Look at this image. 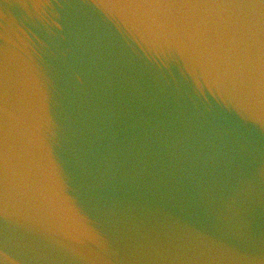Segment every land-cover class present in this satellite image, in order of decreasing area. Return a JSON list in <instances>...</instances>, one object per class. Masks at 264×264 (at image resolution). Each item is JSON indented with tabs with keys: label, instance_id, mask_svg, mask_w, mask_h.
I'll list each match as a JSON object with an SVG mask.
<instances>
[{
	"label": "water",
	"instance_id": "obj_1",
	"mask_svg": "<svg viewBox=\"0 0 264 264\" xmlns=\"http://www.w3.org/2000/svg\"><path fill=\"white\" fill-rule=\"evenodd\" d=\"M0 264H264V0H0Z\"/></svg>",
	"mask_w": 264,
	"mask_h": 264
}]
</instances>
